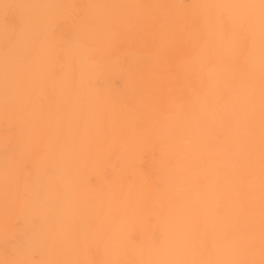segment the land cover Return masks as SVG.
Here are the masks:
<instances>
[{
    "label": "bare ground",
    "instance_id": "obj_1",
    "mask_svg": "<svg viewBox=\"0 0 264 264\" xmlns=\"http://www.w3.org/2000/svg\"><path fill=\"white\" fill-rule=\"evenodd\" d=\"M0 264H264V0H0Z\"/></svg>",
    "mask_w": 264,
    "mask_h": 264
}]
</instances>
